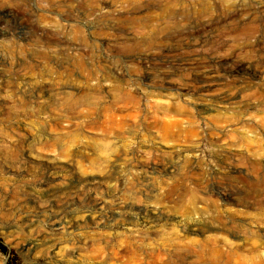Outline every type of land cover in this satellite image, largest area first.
<instances>
[{"label": "rangeland", "instance_id": "374dc122", "mask_svg": "<svg viewBox=\"0 0 264 264\" xmlns=\"http://www.w3.org/2000/svg\"><path fill=\"white\" fill-rule=\"evenodd\" d=\"M122 115L125 134L103 130ZM102 143L165 169L113 166ZM180 223L233 245L211 261ZM138 229L145 251H183L173 264H264V0H0V264H115Z\"/></svg>", "mask_w": 264, "mask_h": 264}, {"label": "bare ground", "instance_id": "6f19581e", "mask_svg": "<svg viewBox=\"0 0 264 264\" xmlns=\"http://www.w3.org/2000/svg\"><path fill=\"white\" fill-rule=\"evenodd\" d=\"M202 3H204V2H202ZM183 9H184V7H183ZM155 107H156L157 111L160 113L159 114L160 116H158L157 118L162 119L164 122L168 123L165 126L177 123L179 121V119L177 117L184 113L183 106L178 101H174L172 99H160V98H158L155 101ZM158 119H155V120H158ZM129 123H130L129 119L126 116L122 115L120 117L113 118L108 123H106L104 125L103 130L106 133H117L119 135H123V134H125L126 128H128ZM16 145L17 144H15L14 146H16ZM106 147L107 146L104 143H102L98 146V149H100L99 155L106 160V163L112 161L111 164L113 163V166H115L118 163H121V160H123L122 163H125V165H127L129 168L135 167L136 169H139V170L147 169L150 167L153 169H156V168L161 169V170L165 169V166H163V164L160 165V164H156L155 162L151 163L149 160H147L148 158L144 159L145 157L143 158V156H144L143 150L136 149V148H128V149L119 150L116 153L115 152L112 153V151H110L108 149L109 147L108 148H106ZM16 150L18 152V149H16ZM19 156L21 158H23L22 154ZM58 165H59V162L56 160H51V161L44 164V168H46V171L43 174V177L41 179V181H43L44 184L49 185L51 183V181H53V179L56 178V176H54V173H55V169H57L59 167ZM76 182H77V184H79L83 181L77 178ZM132 183H134V182H132ZM44 184H43V186H45ZM70 187H72V184H70ZM60 190L61 189H56V188H46L44 195L46 197H49V196L53 197V195L56 192H59ZM87 195L88 196H87V200H86V206L93 209V210L96 209L99 202H100L98 200V197L96 195H93L92 193L90 194V192H89V194L87 193ZM154 209H155L154 212L158 218H164L165 214H164L163 208L155 207ZM194 210L195 209H191L190 211H188V214L190 215V212H193ZM179 216H180L179 214H175V218H177V217L179 218ZM114 217H116V216H114ZM48 219L50 221L57 222V223L63 222L62 216H61L60 212H58V211H55L54 213H51L50 215H48ZM177 219H176V221L180 222ZM221 219L222 218L220 217L219 220H221ZM222 220H224V219H222ZM106 221H107V219H106ZM224 221H227V220H224ZM180 225H181V223H180ZM231 226H234V224H232ZM181 227L185 228L186 230L199 232L203 235H205V233L208 230L207 227H205L204 225H198V224H192V225H188V226L183 224V226L181 225ZM145 234L146 233L143 232L141 229L136 230V232L129 235L130 237L120 241L118 244L110 245L111 247H109V249L107 250V252L105 254L103 253L102 257L105 256L107 258V260L109 259L110 261H113V263H115V264H126L128 261L136 259V258H146V262L148 264H173L175 257L182 256L181 254L183 253V251H180L178 248L173 249L172 251H167V252H165V251H159V252L145 251L144 250L145 249L144 247L146 246V243H145L146 242L145 241L146 235ZM205 236L207 238H209L211 243H212V249L214 252V257H210L211 261H217L220 258H222L224 253H225V250L227 251V249L233 245L232 238L228 234L219 233V235L210 234V235H205ZM38 244H40V243H38ZM46 244H47V242H46ZM70 245H72V244H70Z\"/></svg>", "mask_w": 264, "mask_h": 264}, {"label": "trees", "instance_id": "16d2710c", "mask_svg": "<svg viewBox=\"0 0 264 264\" xmlns=\"http://www.w3.org/2000/svg\"><path fill=\"white\" fill-rule=\"evenodd\" d=\"M0 250L5 252V253L7 252V248L5 246H0ZM9 264H11V263H9Z\"/></svg>", "mask_w": 264, "mask_h": 264}]
</instances>
